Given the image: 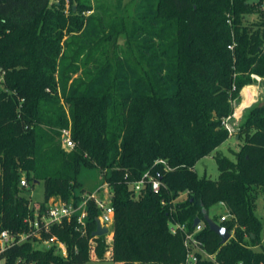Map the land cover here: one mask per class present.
<instances>
[{
  "label": "trees",
  "instance_id": "trees-1",
  "mask_svg": "<svg viewBox=\"0 0 264 264\" xmlns=\"http://www.w3.org/2000/svg\"><path fill=\"white\" fill-rule=\"evenodd\" d=\"M75 1L78 12L91 9ZM263 3L101 4L100 26L82 29L73 7L65 15L50 0H0V229L29 230L21 178L27 188L42 181V208L50 198L77 205L85 194L82 167L101 170L109 189L103 201L113 209L110 237L92 236L100 211L91 199L85 233L73 219L42 234L56 237L65 257L55 246L41 250L27 241L2 255L5 264H184V233L172 234L171 225L192 232L194 220L203 222V210L217 204L230 216L218 224L231 239L221 245L203 222L196 238L214 261L198 255L195 264H264L256 215L264 191V92L235 133L242 142L233 158L218 150L229 137L221 120L242 88L256 82L252 75L264 88V24L244 21L249 13L264 15ZM103 13L113 23L104 24ZM66 128L71 149L61 142ZM212 152L217 178L199 176L196 162ZM145 171L160 189L134 195L129 184Z\"/></svg>",
  "mask_w": 264,
  "mask_h": 264
},
{
  "label": "built area",
  "instance_id": "built-area-1",
  "mask_svg": "<svg viewBox=\"0 0 264 264\" xmlns=\"http://www.w3.org/2000/svg\"><path fill=\"white\" fill-rule=\"evenodd\" d=\"M228 47L232 48L233 44ZM252 77L256 78V80L260 79L255 75H252ZM236 105L237 103L233 101V112L228 116L223 117L221 120V124L227 130L229 136H233L239 128L241 110H237ZM61 142L64 148H73L74 142L71 138L70 128L61 130ZM160 162L163 161L160 160ZM20 186L27 188L28 185L24 178H21ZM129 186L133 190L134 195H138L145 187H149L153 193H157L160 189V181L151 175L149 171H145L138 180L130 182ZM104 187L108 188L106 184ZM91 199L94 200L96 207L100 211V216L98 218L100 225L106 227L108 229V234H110L113 223V209L109 204L104 203L103 200L96 198L95 195L84 194L83 200L77 205L64 203L60 199L50 198L43 208L41 207V204L37 206H29V214L25 219L29 228L27 233L15 235L7 230L0 229V264H5V258H3L2 255L7 250L31 240H39L46 245L53 244L52 246H56L57 249L60 250L62 256L65 257L66 251L64 245L59 242L56 237L43 240L42 234L49 232L52 225L61 224L63 222L69 223L73 219L79 227H81L82 232L85 233V209L87 202ZM229 218L230 216L227 213V216L221 217L220 222ZM202 228L203 222H200L192 232H187L185 225H179L176 223L171 225L170 232L172 234H175L178 231L184 233V247L186 250V261L184 264H195L198 260V255H204L206 258L212 257L204 251L202 243L196 238V234L199 233ZM14 264H22V261L20 259L16 260Z\"/></svg>",
  "mask_w": 264,
  "mask_h": 264
},
{
  "label": "rangeland",
  "instance_id": "rangeland-1",
  "mask_svg": "<svg viewBox=\"0 0 264 264\" xmlns=\"http://www.w3.org/2000/svg\"><path fill=\"white\" fill-rule=\"evenodd\" d=\"M80 1L89 5L91 9L90 10L86 9L84 11L78 12V10L76 9L75 0H50V5H52L54 8L58 6L60 9H62L65 15L70 14V8L73 7L74 9L73 11L75 13H78L80 18L81 17L84 18V25L82 26V29H84L85 27L89 26L87 24L90 22L92 23L90 26H94L93 24H95L96 26H100V24H98V17L100 16L101 10H102L101 8H99L101 4H103V7L111 5L113 6V8H118V7L124 6L130 0H80ZM261 10H264V3L261 5ZM102 16H104V19H103L104 24L110 25L111 23H113L112 17H110L107 13H103ZM244 21H245V24H249V25H255L260 22H263L264 24V15L259 12L249 13L244 16ZM107 28H106V31L108 30ZM68 36L69 35H66L64 39L69 38ZM125 39H126L125 35H120L117 40L118 45H120L121 47L124 46L126 44ZM255 84L258 87V96L255 102L244 107L243 110L241 111V115L239 119V126L242 120L244 119L249 107L253 104H259L263 101V92L261 93L259 91L260 89L263 88L262 79L256 80ZM0 87L2 88L1 83H0ZM246 89L247 88H245V90L243 91V94L250 91V89L249 90H246ZM245 98L247 99V96H245ZM235 137H236L235 134L231 137H228L227 140L224 141L218 147V150L227 156L233 157L231 152L233 151L234 148L238 147L239 149V146L242 142L241 140L236 142ZM213 155H214V152L201 158L200 160L196 162L194 168L199 176L206 175L212 179L217 178L219 171H218L217 164L215 162ZM78 180L81 182L82 189L85 191V195L93 194L99 200H104L107 197V192L109 191V189L104 187L105 179L103 177L101 170L98 167H95V166L82 167L78 173ZM21 196L29 200V203H30L29 206L40 205L43 200L42 181L37 182V184H35L32 188H25L24 191L21 192ZM256 205H257L256 215L261 219L262 224L264 226V191H259ZM209 214L211 216L210 218L212 219L216 218L217 223L220 222L221 217L227 216V212L225 211V209L218 205L213 206L209 210ZM108 237H110V234H108ZM261 240H262V247L264 248V228L261 234ZM31 243L34 248L41 249V250L49 249V247H52L53 245V244H49V245L43 244L39 240H34V241L31 240ZM56 250L57 252L58 251L60 252V250L58 249ZM202 256L206 258L204 255ZM206 259L214 261L213 256L211 258H206ZM108 262L109 261H105V262L96 261L94 258H92V261L87 264H106V263L108 264ZM109 264H112V263L109 262Z\"/></svg>",
  "mask_w": 264,
  "mask_h": 264
},
{
  "label": "water",
  "instance_id": "water-1",
  "mask_svg": "<svg viewBox=\"0 0 264 264\" xmlns=\"http://www.w3.org/2000/svg\"><path fill=\"white\" fill-rule=\"evenodd\" d=\"M264 92V88H263ZM203 222L206 224L209 231L216 234L219 239L221 245L226 244L231 239V234L228 232V230L225 227L220 226L218 223H216L212 218L209 217L208 213L203 210ZM200 222H202L200 219H195L193 226L196 227ZM108 234V229L106 227H102L98 221V219L95 221V230L92 233L93 237H101Z\"/></svg>",
  "mask_w": 264,
  "mask_h": 264
},
{
  "label": "crops",
  "instance_id": "crops-1",
  "mask_svg": "<svg viewBox=\"0 0 264 264\" xmlns=\"http://www.w3.org/2000/svg\"><path fill=\"white\" fill-rule=\"evenodd\" d=\"M246 86H249V87H252V96H251V101L250 102H248L247 104H245L244 106L242 105V103H243V100L245 101L246 100V98H245V96H247V93H246V95H243V88L244 87H246ZM246 86H244L243 88H242V90H241V92H240V101L237 103V105H236V107H237V110H243V108L244 107H246V106H248V105H250V104H252L253 102H255V100H256V98H257V96H258V87H257V85L255 84V83H253V84H249V85H246ZM261 93L263 92V88L262 89H260L259 90ZM229 137H231V136H229ZM227 140V139H226ZM225 140V141H226ZM235 141L237 142L238 141V139H237V136L235 137ZM238 150V147L237 148H234L233 149V151H237ZM230 157V156H229ZM230 158H233V157H230ZM218 206H221L222 208H224L225 209V207L222 205V204H217ZM225 211H226V209H225ZM227 212V211H226ZM208 215H209V217H211L210 216V214L208 213ZM261 245H262V240H261ZM112 263V262H111ZM107 264V263H106ZM108 264H109V262H108ZM112 264H121V263H112Z\"/></svg>",
  "mask_w": 264,
  "mask_h": 264
},
{
  "label": "bare ground",
  "instance_id": "bare-ground-1",
  "mask_svg": "<svg viewBox=\"0 0 264 264\" xmlns=\"http://www.w3.org/2000/svg\"><path fill=\"white\" fill-rule=\"evenodd\" d=\"M245 88H247L246 90L250 89V91L247 92V99L245 101L243 100V103H242L243 106L251 101V96H252V92H253L252 91V87L246 86V87L243 88V91L245 90ZM243 95H246V93L243 94Z\"/></svg>",
  "mask_w": 264,
  "mask_h": 264
}]
</instances>
